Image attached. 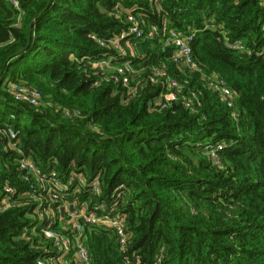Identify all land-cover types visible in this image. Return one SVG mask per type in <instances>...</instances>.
Here are the masks:
<instances>
[{"label":"trees","instance_id":"1","mask_svg":"<svg viewBox=\"0 0 264 264\" xmlns=\"http://www.w3.org/2000/svg\"><path fill=\"white\" fill-rule=\"evenodd\" d=\"M17 1L19 8L0 0V131L6 124L19 130L18 148L44 175L100 177L101 197L80 189L68 199L80 198L89 210L116 203L129 241L123 249L112 229L87 226L92 263L264 264L261 0ZM130 15L194 34L192 58L200 71H183L147 37L121 39L126 56L120 58L112 41L129 31ZM211 23L217 30L206 27ZM221 28L251 54L227 48ZM106 58L133 61L138 70L165 65L182 87L179 101L160 106L156 99L166 89L148 85L124 103L126 89L95 67ZM204 74L232 91L233 108ZM9 81L38 91L41 105L16 101ZM193 94L198 101L189 110L182 100ZM23 157L0 132V264H38L58 253L44 237L40 205L56 219V231L73 233L59 203L26 195L38 191L18 169ZM6 186L16 191L8 208Z\"/></svg>","mask_w":264,"mask_h":264},{"label":"built area","instance_id":"2","mask_svg":"<svg viewBox=\"0 0 264 264\" xmlns=\"http://www.w3.org/2000/svg\"><path fill=\"white\" fill-rule=\"evenodd\" d=\"M154 2V0H151ZM12 5L15 8H19L17 0H11ZM261 4L264 7V0H261ZM131 22L130 29L124 33L120 38L112 41V46L120 51V58H124L126 53L124 47L121 45L120 40L128 38L129 41L132 39L141 40L144 37L150 38L157 41L158 44L163 46V50L169 53V60L179 66L183 71L186 69L191 70L190 72H198L200 68L198 64L193 60L192 45L193 35L187 36L177 32L176 30H170L164 22L160 28L156 24L146 25V19H136L134 16H129ZM144 26H147L145 32ZM208 29L217 30L215 24H207ZM264 32V24L262 26ZM221 39L225 46L231 50L246 52L248 55L251 51L241 42H232L229 34L222 28L220 30ZM129 43H127L128 45ZM103 45H106L103 43ZM264 54V49L259 52ZM122 60V59H121ZM115 63V64H114ZM117 63L116 60L107 59L95 65L99 67L104 73H111L108 81H114L116 84H120L126 89V95L128 99L124 98V103L133 100L141 96L142 92L148 85L162 86L165 90L161 96L157 97L158 104L160 106H168L173 102H177L180 96L177 91L182 89L180 83L175 79L169 78V73L164 65L163 67L150 66L141 67L140 70L136 69L135 65H132L133 61L125 62L123 64ZM112 72H111V71ZM96 74V73H95ZM98 75V73H97ZM204 79L208 82V86L218 92L224 101H226L228 107L233 108L234 101L232 100V91L225 86L222 80L217 78L213 79L208 75L204 74ZM137 80V82L132 81ZM98 86V83H95ZM8 92L15 98L16 101L28 103L34 106L41 105V94L28 87L24 83L11 82L7 83ZM185 108L191 110L196 106L198 97L193 94L192 98H184L182 100ZM235 117H237L234 114ZM11 119H15V115L11 116ZM5 136L11 139V145L13 148L19 151L20 156H24V152L18 148V137L19 130L14 126L6 124L0 131ZM222 148V146H218ZM212 159L215 164L219 165V159L216 153L212 154ZM18 169L23 173V179L30 184L31 189H37V192H26V195L35 201H39L41 197L46 195L54 201L59 203L58 208L61 210L63 218H66L67 226H71L72 235L62 234L54 229L57 225L56 219L46 208L42 205L37 208V213L42 220L44 237L48 240L53 241V246L58 250L57 254L46 255L38 258V264H93L90 258V254L86 246L84 245L83 234L87 226H106L112 229L120 238V243L125 249L128 245L129 235L126 231V225L124 218L119 212L117 204L114 203L111 207L107 204L101 203L96 206L93 210H89V205L82 202L80 198L72 197L73 193L80 189H87L97 197L102 196V183L99 176L92 180H87L84 176L76 173H71L67 180H63L56 176L55 173H51L49 176L44 175L41 169L31 158H21ZM6 193L10 197H6L4 200L5 208L11 206V196L16 191L9 186L5 188ZM121 189L118 188L114 192V197L118 200L121 196ZM71 195V196H70Z\"/></svg>","mask_w":264,"mask_h":264}]
</instances>
